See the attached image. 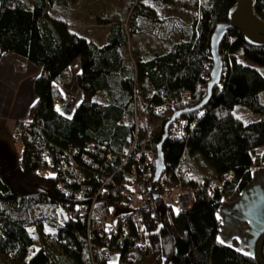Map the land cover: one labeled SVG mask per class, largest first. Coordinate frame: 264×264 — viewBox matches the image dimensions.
<instances>
[{"label": "trees", "instance_id": "16d2710c", "mask_svg": "<svg viewBox=\"0 0 264 264\" xmlns=\"http://www.w3.org/2000/svg\"><path fill=\"white\" fill-rule=\"evenodd\" d=\"M59 1L0 0V57L15 53L41 67L34 83L36 101L20 139L21 164L0 155V264H92L85 222L59 219L58 210L70 198L57 188L59 176L45 171L43 151L58 154L94 145L121 155L134 133L139 109V131L147 134L141 137L156 154L173 112L193 107L207 94L213 66L211 37L217 24L229 21L236 3L165 0L196 13L189 22L140 11L134 20L137 11H131V37L137 31L145 37L143 45L130 52L121 23L111 27L100 44L54 11ZM254 11L264 20V0H255ZM179 31L187 35L175 40ZM156 43L167 49L154 51ZM140 50L144 54L138 56ZM219 53L223 72L207 104L177 118L195 121L191 131L185 139H177L170 134V124L162 144L165 162L179 164L184 187L194 191L192 206L177 214L167 208L162 221L158 213H146L143 249L109 240L118 251L114 264H167L175 249L170 264H259L256 252L246 254L221 243L216 211L223 202L237 200L251 182L253 168L264 165V43H250L241 31L229 28ZM75 61H79L76 83L82 98L67 115L56 109L55 102L65 99L61 81L69 77ZM98 92L104 93L103 100L96 99ZM141 99L155 105L174 99L176 104L156 112L141 108ZM239 105L257 118L243 120L235 113ZM199 162L209 170L201 172ZM92 175L87 182L98 188L100 183ZM211 181L222 184L213 187ZM109 199L113 201L112 193ZM44 225L54 230L58 249L35 245L29 227ZM97 259L98 264H109ZM262 259L264 264V243Z\"/></svg>", "mask_w": 264, "mask_h": 264}, {"label": "built area", "instance_id": "2783aa9c", "mask_svg": "<svg viewBox=\"0 0 264 264\" xmlns=\"http://www.w3.org/2000/svg\"><path fill=\"white\" fill-rule=\"evenodd\" d=\"M140 102L141 108L151 107L156 112L176 104L174 99H165L158 105L143 99ZM55 107L65 112L66 99H58ZM138 115L139 109L134 133L121 155L103 151L104 149L94 145L84 149H64L58 154L45 150L42 153L45 171H53L59 176L56 186L70 198V201L61 206L65 217L86 224L92 264H98L99 257L109 264L117 261L118 251L110 246L109 240L114 239L120 245L127 243L135 250L143 249L146 245L144 216L146 213H151L152 216L159 214V205L162 204L177 214L190 208L193 203L194 191L184 187L179 177V164L164 162L159 179L152 185L156 154L145 145L144 138L141 137ZM27 121L19 120L14 134L17 140L21 139L23 126ZM194 123L195 121L175 119L171 123L170 134L174 138L185 139ZM90 173L100 183L98 188L87 182ZM222 181H211L209 185L219 187ZM110 193L113 194V201L109 199ZM153 193H158L159 196L153 197ZM112 213L115 214L114 217L111 216ZM93 232L96 234L93 235ZM94 236L106 244H98Z\"/></svg>", "mask_w": 264, "mask_h": 264}, {"label": "crops", "instance_id": "0c3cea01", "mask_svg": "<svg viewBox=\"0 0 264 264\" xmlns=\"http://www.w3.org/2000/svg\"><path fill=\"white\" fill-rule=\"evenodd\" d=\"M83 35L95 40L86 33ZM98 43L102 44L101 42ZM156 44L158 45V43ZM166 49L167 47H164L160 52H164ZM74 66L76 68L75 74L78 73L79 61H75L71 65V76L63 78L62 83L71 81L74 74L72 67ZM40 71V66L18 54L4 53L0 57V155L7 160L11 154H14L15 146L12 143H19L18 140L14 139L17 122L29 118L31 107L36 101L34 83ZM63 85H61L62 91L66 101L68 100L65 113L70 115L79 104L82 92L75 83L76 95L69 96L65 89L67 87ZM100 93L98 92L96 99L103 100L104 93L101 98L99 97ZM262 195L264 196V165L253 168L252 180L237 200L223 202L217 209L216 214L221 219L219 240L246 254L255 253L256 240L264 230V221L254 219L249 209H254L257 206Z\"/></svg>", "mask_w": 264, "mask_h": 264}, {"label": "rangeland", "instance_id": "374dc122", "mask_svg": "<svg viewBox=\"0 0 264 264\" xmlns=\"http://www.w3.org/2000/svg\"><path fill=\"white\" fill-rule=\"evenodd\" d=\"M54 11L63 16L70 24V26L75 29L80 34H88L97 40V42H104L105 36L111 27L117 23H121L125 30L126 37H128L127 48L128 51H137L139 46L143 45L145 34L141 31H137L133 37H131L130 32V22H131V11H137L135 13V19L139 18V11L146 12L154 17H179L185 22H189L196 16L193 11L184 9L180 6L171 5L165 0H62L59 1ZM141 20V19H140ZM141 24L144 23L141 21ZM141 25H139L140 29ZM178 32L175 40L181 39L180 37H186L187 33ZM152 41V38H149ZM157 48L159 51L163 50L165 46L161 43L153 44V47ZM144 49V47H142ZM140 48V49H142ZM156 51V49H154ZM153 51V52H154ZM139 54H144L141 50L138 51ZM135 57V54L132 53ZM74 74L72 75L71 81L62 83L66 86V92L70 96L76 95V68L72 67ZM71 69V68H70ZM71 73V71H70ZM69 73V76L71 74ZM69 78V77H68ZM75 92V93H74ZM103 93H100L99 97H103ZM68 101V100H67ZM70 109V108H69ZM235 113L239 115L243 120L248 121L255 118L252 112L244 106H237L235 108ZM257 118V117H256ZM255 118V119H256ZM143 119V118H142ZM19 122V121H18ZM17 122V124H18ZM17 128V127H16ZM144 130V128H143ZM147 138V134H142ZM18 144L12 143L15 146L14 154L8 160L13 164H21L22 161V141L18 139ZM8 153V151H6ZM199 170L201 172H207L208 166L202 162H199ZM49 172L53 173V171ZM153 182V181H152ZM153 185V183H152ZM162 205V204H161ZM113 210L118 211L119 208H113ZM112 210V212H113ZM159 212V211H158ZM250 214L254 219L264 221V196L262 195L261 201L254 207V209H249ZM59 219L63 221L65 219V213L63 210L59 209ZM112 217L115 214H111ZM160 216V215H159ZM29 232L34 238L36 246H42L43 244H51L57 249L59 248L54 236V230L47 225H44L41 229L36 226L29 227ZM147 264H151L150 262Z\"/></svg>", "mask_w": 264, "mask_h": 264}, {"label": "water", "instance_id": "95a60500", "mask_svg": "<svg viewBox=\"0 0 264 264\" xmlns=\"http://www.w3.org/2000/svg\"><path fill=\"white\" fill-rule=\"evenodd\" d=\"M255 0H236L235 5L230 11L229 21L217 24L211 37V55L213 66L210 72V79L207 84V94L205 97L193 107L176 110L164 125L163 134L156 148L155 172L153 184L159 179L162 173V167L165 162L162 144L169 135L170 124L183 114H188L204 107L212 93L213 87L219 83L223 72V59L219 53V45L227 33L229 28H236L243 33L246 40L250 43H264V20L254 11ZM152 189V186L150 187ZM159 196L158 193H153V197ZM160 220L162 221L166 208L164 205L158 206ZM262 233V232H261ZM260 233V234H261ZM256 244V257L259 264H263L262 246L264 243V233H262ZM257 237V238H258ZM176 255V249L172 258ZM171 258V259H172ZM171 259L167 262L170 264Z\"/></svg>", "mask_w": 264, "mask_h": 264}, {"label": "snow or ice", "instance_id": "6c2138e0", "mask_svg": "<svg viewBox=\"0 0 264 264\" xmlns=\"http://www.w3.org/2000/svg\"><path fill=\"white\" fill-rule=\"evenodd\" d=\"M221 243H223V241H221Z\"/></svg>", "mask_w": 264, "mask_h": 264}]
</instances>
